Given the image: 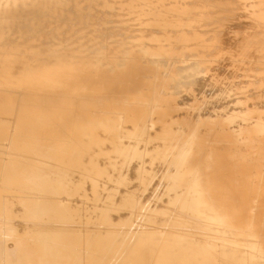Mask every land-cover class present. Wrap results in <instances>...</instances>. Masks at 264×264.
Here are the masks:
<instances>
[{
    "label": "bare ground",
    "instance_id": "6f19581e",
    "mask_svg": "<svg viewBox=\"0 0 264 264\" xmlns=\"http://www.w3.org/2000/svg\"><path fill=\"white\" fill-rule=\"evenodd\" d=\"M110 1L0 32V264H264V0Z\"/></svg>",
    "mask_w": 264,
    "mask_h": 264
},
{
    "label": "rangeland",
    "instance_id": "374dc122",
    "mask_svg": "<svg viewBox=\"0 0 264 264\" xmlns=\"http://www.w3.org/2000/svg\"><path fill=\"white\" fill-rule=\"evenodd\" d=\"M24 1V6L22 5V0L20 1H15L12 3L13 8L16 9L12 10V16H6V15H0V32H2V34H5V38H9L12 39V36H15L13 39L16 38H20L21 34H24L26 32H30L31 29H35V28H44L46 26H55V27H65L68 28L70 26L73 28H80L83 27L84 29L88 26V22L90 23V20L93 22L94 18L99 17L105 20V23H102L99 27L104 30H111V29H115L116 26H114L112 23V18L113 17H120L122 15H125L126 13L131 14L133 13L132 10L129 11V9L123 8L122 5L118 6V3H113L110 0H73L75 2V4H80L79 9L81 8V13H82V17L81 19L77 20L79 22H76L74 20H70L67 19L66 17H63V15L61 13H66L68 14L69 9H64L65 12L62 10V12H58L57 14H61V18L59 17H51L47 14L50 13V11H52L55 6L57 5V3H63L64 0H23ZM31 1H35L34 3ZM175 0H170L167 3L165 2L163 4V11L164 14L162 16V20L164 23H169V22H173V17H168L167 14H172L168 8H170L172 5H176L177 7L179 6V3L175 1ZM214 0H208L209 3H213ZM20 2V3H19ZM18 3V4H17ZM88 3V4H86ZM85 4V5H84ZM118 4V5H117ZM210 4V5H211ZM169 5V6H167ZM171 5V6H170ZM185 5H190L189 2L185 3ZM120 7V8H119ZM18 9V10H17ZM123 9V10H121ZM128 10V11H127ZM14 12V13H13ZM103 12V13H102ZM117 12V13H116ZM16 13V14H15ZM158 13V12H156ZM155 12H152L151 15H149V18L152 19L153 15H156ZM67 14H65L64 16H66ZM90 15V16H89ZM173 15V14H172ZM168 18H167V17ZM93 17V18H92ZM156 16H153V18H156ZM148 18V19H149ZM2 19V20H1ZM165 20V21H164ZM92 24V23H91ZM130 24H134V23H125L123 24V27H126L127 25ZM62 25V26H61ZM68 25V26H67ZM135 25V24H134ZM233 25V26H232ZM226 26L223 29L224 33H230V34H245V35H249L252 33H258V31L256 30H251V29H239L236 28L234 24ZM93 26H95V24H93ZM205 27H203L202 29H200L199 31L201 32H208V31H212L213 32H220L222 30L218 29V28H214L211 27L208 23L204 25ZM207 26H209L210 28H208ZM103 27V28H102ZM149 27V26H147ZM207 27V28H206ZM108 28V29H107ZM151 30L150 32H152V34H157V29L155 27H151V28H145L146 30ZM212 29V30H210ZM204 30V31H203ZM213 51V50H212ZM208 59H203V61H207ZM192 59H182L181 63L179 65H181L182 67H189L190 65H192ZM139 62V61H137ZM158 62H162L160 59L158 60ZM131 63V62H130ZM259 63H261L260 61H255V65H258ZM19 92V93H18ZM16 98H15V102L16 104L19 103L22 95V91H16ZM102 93V92H101ZM20 94V96H19ZM88 93L83 94V96H87ZM46 97H50V98H56L58 97V95H53V94H48V95H44ZM19 98V99H18ZM176 109L175 110V116L178 119H183L184 121H186L188 123L187 128L190 129L193 125V116L188 112L187 109H183L179 107H175V105L172 106V109ZM178 108V109H177ZM12 118H10L9 120H7L6 122L9 123V125H12ZM8 125V126H9ZM6 126V125H4ZM3 145H5V143H3ZM262 148H264V145L261 146ZM220 151H222V149H220ZM26 197V196H25Z\"/></svg>",
    "mask_w": 264,
    "mask_h": 264
}]
</instances>
